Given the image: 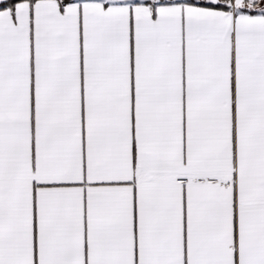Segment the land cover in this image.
I'll return each instance as SVG.
<instances>
[{"label":"snow or ice","instance_id":"obj_1","mask_svg":"<svg viewBox=\"0 0 264 264\" xmlns=\"http://www.w3.org/2000/svg\"><path fill=\"white\" fill-rule=\"evenodd\" d=\"M0 264H264V0H0Z\"/></svg>","mask_w":264,"mask_h":264}]
</instances>
